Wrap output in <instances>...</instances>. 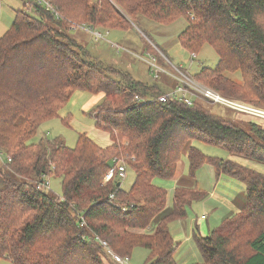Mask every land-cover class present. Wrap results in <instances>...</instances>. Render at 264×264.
<instances>
[{
	"label": "trees",
	"instance_id": "1",
	"mask_svg": "<svg viewBox=\"0 0 264 264\" xmlns=\"http://www.w3.org/2000/svg\"><path fill=\"white\" fill-rule=\"evenodd\" d=\"M49 1L59 19L37 5L28 13L23 4L0 37V148L11 160L6 169L13 176L0 180V260L105 264L95 234L119 257L141 248L148 251L144 264H176L169 225L184 220L186 208L205 195L176 188L171 211L147 234L168 203L153 180H172L191 142L263 165L264 122L240 120L227 108L234 117L224 120L208 110L215 104L206 100L195 99L191 106L177 99L162 103L161 84L141 83L96 61L69 29L85 24L127 32L141 17L163 25L184 19L187 26L177 36L181 48L191 56L209 45L218 55L216 68H202L194 81L227 100L264 109V0ZM234 73L241 82L227 78ZM76 91L102 95L89 114L112 144L101 148L85 134L73 149L59 139L28 144ZM113 158L135 174L128 191L115 179L103 184ZM234 159L210 157L192 146L187 151L191 176L207 164L245 186L239 213L207 237L194 230L201 264H264V174ZM51 177L60 179L59 197L38 187Z\"/></svg>",
	"mask_w": 264,
	"mask_h": 264
},
{
	"label": "rangeland",
	"instance_id": "2",
	"mask_svg": "<svg viewBox=\"0 0 264 264\" xmlns=\"http://www.w3.org/2000/svg\"><path fill=\"white\" fill-rule=\"evenodd\" d=\"M23 4L24 2L22 0H0V37L9 30L15 17L14 13L22 10ZM136 24L138 27H134V30H129L127 32L114 30L109 32L101 28H98V30L93 29L94 31L101 32L103 35V38L98 41L95 40V36L91 32L81 29V27H88L85 24L72 25L69 31L73 32L77 40L85 46L89 55L96 61L101 62L107 67L116 68L127 74H131L135 80L141 83L161 84L165 94L173 91V89H176L177 83L172 77V75H176V69L180 68L186 75L192 78V76L198 74L202 68H216L218 55L209 45H204L201 48L197 58H192L190 53L185 52L179 45L177 36L185 30L187 26L186 20L179 19L172 22L171 25H163L157 23L155 24L141 17L137 19ZM145 42H148L154 48L155 52L164 59V63H161L159 57L148 50ZM147 61L155 62L158 64L159 68L163 69L165 72H160L158 74V78L156 80L153 79L151 75H149L151 68L149 67ZM226 76L230 80L232 79L233 81L241 82L239 73ZM100 97H102V95H100ZM100 97H95L86 91L74 92L67 105L58 111L59 116L56 119L43 123L37 130L38 132L36 136L32 138L28 144H36L43 139L49 141L59 139L65 146L73 149L76 146L75 143L79 134H85L99 145L107 144V142H109L108 137L103 135V131L95 129L94 118L91 114H89L88 109L84 110V108H86L84 107L86 103L90 102V107H92L100 101ZM208 110H210L213 115L220 116L224 120L231 121L234 117L233 112L227 110L219 104L210 105ZM237 116L240 120H250L249 116H244L242 114ZM66 118L68 120L67 124L63 122ZM189 146L196 148L202 154L210 157L220 158L223 160H233L234 158H237L230 157L229 154L220 148L217 149L199 142H191ZM187 150L188 148L183 150L182 159L178 168V170L184 173V176L179 179V183H187L189 188L183 186V189L199 190L204 193L205 197H203L200 201H194L190 207L186 208L188 221H176L169 225V229L171 230L173 236H185L187 232H190V228H187L188 224L190 222L198 224L201 221V217H203L204 220H206V218L209 219L210 223H212V220H215V225L210 226L212 230L217 228L222 221L234 217L231 212L230 194L235 195L236 192L234 193L229 191L227 188H224L227 184L225 180L219 181L220 184L219 187H217V190L211 188L213 187V183L209 175L207 164L199 168L194 175L191 176L189 174L187 157L185 155ZM0 153V180L4 176H8L13 179V176L10 175L6 169V166L11 163V160L1 148ZM236 161L243 167L251 168L261 174H264V164H258L250 161L249 159L247 160L242 158H237ZM125 172V179L120 181V186L122 190L128 191L132 187L131 185L135 178V174L130 169H126ZM223 176L230 178L225 174ZM230 179H228V181H232V179ZM169 182H171V180H165L162 178H156L153 180V184L156 187L166 191L168 203L162 214L156 217L148 227V230L145 231L147 234L153 233L156 225L162 217L171 211L172 196L175 190L174 187L173 189L167 187V183ZM44 183L46 184V188L50 189L55 196L59 197L61 195L60 179L51 177L49 179L47 178ZM207 200H209L208 203H206ZM245 200L243 201V205ZM211 204L215 205L217 210H212ZM179 222H181L182 225L179 224ZM211 231L207 232L206 236L203 237H207ZM192 246L196 247L192 245V243L180 244V248L175 256L177 264L193 261V258L187 257L188 255L190 256L193 254V249L195 248ZM196 251L199 255L198 250ZM147 255L148 251L144 249H134L129 257L131 259V264H144ZM105 260H107L105 264H113L111 260ZM201 263L202 258L200 257L198 264ZM0 264L11 263L3 259L0 260Z\"/></svg>",
	"mask_w": 264,
	"mask_h": 264
},
{
	"label": "built area",
	"instance_id": "3",
	"mask_svg": "<svg viewBox=\"0 0 264 264\" xmlns=\"http://www.w3.org/2000/svg\"><path fill=\"white\" fill-rule=\"evenodd\" d=\"M34 5L41 6L45 12L50 13L56 19H59L58 13H56L54 7L52 8L49 0H24V10L28 13L31 12V9ZM81 29L87 30V32H91L95 36V40H99L103 38L101 32L94 31L89 27H81ZM117 47V46H116ZM192 58H197V55L192 54ZM149 67L151 68L150 75L153 79L158 78V74L160 72H165L163 69H160L158 64L152 61H147ZM175 82L177 83L176 89L173 91L163 94L159 97V101L165 103L168 100L177 99L182 101L186 106H191L195 99L206 100L212 104H219L229 110H234L239 115L249 116L252 119H257L259 121L264 122V109H258L249 104L242 103L237 100H227L222 96L216 94L211 89L207 88L204 85H201L195 82L190 76L186 75L180 68L176 69V75H172ZM138 100V98H136ZM1 155V153H0ZM126 164L120 159H112L110 162V169L108 170L107 175L104 177L103 184L110 182L111 180L121 181L125 179L126 175ZM46 181V180H45ZM38 187H46V184H40ZM109 199L112 200L113 196L110 195ZM125 211V208H122ZM80 226H84L83 219L80 221ZM94 241L102 248L104 254H106L107 258L112 261L113 264H131V259L128 256H117L109 245L106 242L101 240L97 235H93ZM83 239L87 241L89 239L88 236H83Z\"/></svg>",
	"mask_w": 264,
	"mask_h": 264
},
{
	"label": "crops",
	"instance_id": "4",
	"mask_svg": "<svg viewBox=\"0 0 264 264\" xmlns=\"http://www.w3.org/2000/svg\"><path fill=\"white\" fill-rule=\"evenodd\" d=\"M142 75H144V74H142ZM150 75V74H149ZM153 82V81H152ZM73 95V94H72ZM95 97H100V96H95ZM102 100V97H100V101ZM100 101L98 102V103H96V104H94L92 107H90V102H88V103H86V105L84 106V107H86V108H84V110H86V109H88V112H90L91 110H93L96 106H98V104L100 103ZM101 134H102V132H101ZM103 135L105 136H107L108 137V141L109 142H107V144H102V145H99L98 143H96V142H94V140H92L90 137H88V138H90L94 143H96L99 147H103V148H105V147H108V146H110L112 143L110 142V139H109V136L107 135V134H104L103 133ZM191 144V143H190ZM189 144V145H190ZM189 145L186 147V148H188L189 149ZM185 148V149H186ZM184 149V150H185ZM188 151V150H187ZM186 157H187V152H186ZM182 159V158H181ZM181 159H180V161H181ZM180 161L178 162V164H177V166H176V174H175V176H174V178L171 180V182H169V183H167V187H170L171 189H173V187H174V190H176V188H184V187H186V188H189L188 186V184L187 183H179V179L181 178V177H183L184 176V173H182V171H180V170H178V168H179V164H180ZM208 166V169H209V175H210V178H211V180H212V183H213V187H211V188H213L214 190H217L218 188L217 187H219V181H221V180H225L226 181V186L224 187V188H227L229 191H231V192H236L235 193V195H232V194H230V197H231V212H232V215H234L235 216V214H237V213H239V211L241 210V208L243 207V201L245 200V186L242 184V183H240V182H238V181H236L235 179L233 180L232 178V181H228V179H230V178H228V177H225V176H223L222 174H220V175H217L216 174V171H215V169H213L210 165H207ZM193 176V175H192ZM192 179H193V177H192ZM230 179V180H231ZM196 185L198 186V184L196 183ZM184 186V187H183ZM228 186V187H227ZM198 188V187H197ZM223 188V189H224ZM173 190V191H174ZM174 193V192H173ZM210 200V199H209ZM209 200H207V202L206 203H208V201ZM212 200V199H211ZM215 203V202H214ZM214 207V208H213ZM211 209L212 210H217V208L215 207V205H212L211 204ZM167 215V214H166ZM187 217V216H186ZM207 220V221H206ZM206 220H204V218L203 217H201V221L198 223V224H194L193 222H190L189 224H188V227L187 228H190V232H187V234L185 235V236H179V235H172V233H171V230H170V233H171V236H172V240H173V243H175V245H176V247H175V252H174V255H173V258H174V260H175V256H176V253L178 252V249L180 248V244H182V243H192V245H194V246H196L195 245V243L193 242V238H192V236H193V232H194V230H196L197 229V231L199 232V234L201 235V236H206V234H207V232H209V231H211L212 229H211V227L210 226H214L215 225V220L213 221L212 220V223H210V221H209V219H207L206 218ZM184 221H188V217L187 218H185L184 220H181V222H184ZM206 221V222H205ZM181 222H179V224H181ZM196 222H198V221H196ZM182 225V224H181ZM178 240H180V241H178ZM182 242V243H181ZM193 247V246H192ZM193 248H195V249H193ZM192 249L194 250L193 251V254L192 255H188L187 257H191V258H193L192 260L193 261H191V262H185V263H181V264H195V263H199V261H200V257H199V255H198V253H197V248L196 247H193ZM175 263L177 264V262L175 261ZM180 264V263H179Z\"/></svg>",
	"mask_w": 264,
	"mask_h": 264
}]
</instances>
